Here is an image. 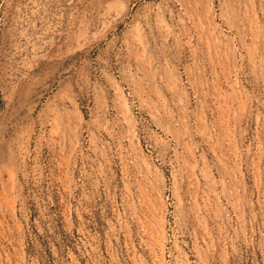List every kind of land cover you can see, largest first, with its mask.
<instances>
[{
  "label": "rangeland",
  "instance_id": "rangeland-1",
  "mask_svg": "<svg viewBox=\"0 0 264 264\" xmlns=\"http://www.w3.org/2000/svg\"><path fill=\"white\" fill-rule=\"evenodd\" d=\"M0 264H264V0H0Z\"/></svg>",
  "mask_w": 264,
  "mask_h": 264
}]
</instances>
